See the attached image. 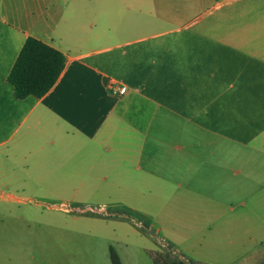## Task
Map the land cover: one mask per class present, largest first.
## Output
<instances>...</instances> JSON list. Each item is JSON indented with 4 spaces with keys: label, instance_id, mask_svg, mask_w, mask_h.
I'll use <instances>...</instances> for the list:
<instances>
[{
    "label": "crops",
    "instance_id": "obj_1",
    "mask_svg": "<svg viewBox=\"0 0 264 264\" xmlns=\"http://www.w3.org/2000/svg\"><path fill=\"white\" fill-rule=\"evenodd\" d=\"M28 37L66 57L40 98L8 81ZM15 178L127 194L194 226L197 262L264 264V0H0V186Z\"/></svg>",
    "mask_w": 264,
    "mask_h": 264
},
{
    "label": "rangeland",
    "instance_id": "obj_2",
    "mask_svg": "<svg viewBox=\"0 0 264 264\" xmlns=\"http://www.w3.org/2000/svg\"><path fill=\"white\" fill-rule=\"evenodd\" d=\"M15 179L0 186V264H114L111 250L120 264H155L153 252L208 264L192 254L194 226L154 218L160 210L128 203L127 194L49 190L33 178Z\"/></svg>",
    "mask_w": 264,
    "mask_h": 264
},
{
    "label": "trees",
    "instance_id": "obj_3",
    "mask_svg": "<svg viewBox=\"0 0 264 264\" xmlns=\"http://www.w3.org/2000/svg\"><path fill=\"white\" fill-rule=\"evenodd\" d=\"M66 63L65 55L57 48L37 39L28 37L8 75L17 98L44 96L55 84ZM169 251L174 246L167 244ZM155 264H186L184 260L171 261L170 254L163 258L160 252L151 253ZM114 264H120L118 255L111 250Z\"/></svg>",
    "mask_w": 264,
    "mask_h": 264
},
{
    "label": "built area",
    "instance_id": "obj_4",
    "mask_svg": "<svg viewBox=\"0 0 264 264\" xmlns=\"http://www.w3.org/2000/svg\"><path fill=\"white\" fill-rule=\"evenodd\" d=\"M113 94L115 95H123L127 92V87L122 85V86H118L117 88H114L112 90Z\"/></svg>",
    "mask_w": 264,
    "mask_h": 264
}]
</instances>
